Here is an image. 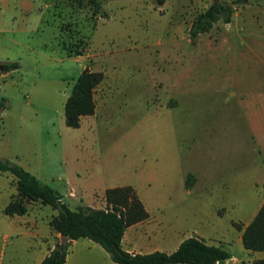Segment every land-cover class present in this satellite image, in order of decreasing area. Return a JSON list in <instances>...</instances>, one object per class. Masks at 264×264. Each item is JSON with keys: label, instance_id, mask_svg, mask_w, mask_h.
Here are the masks:
<instances>
[{"label": "rangeland", "instance_id": "rangeland-1", "mask_svg": "<svg viewBox=\"0 0 264 264\" xmlns=\"http://www.w3.org/2000/svg\"><path fill=\"white\" fill-rule=\"evenodd\" d=\"M215 1L231 22L192 40L213 0H0V58L20 65L0 90V156L27 160L66 202L70 187L131 185L158 233L202 237L232 254L221 264H252L262 257L239 230L264 196V152L244 113L264 101V0ZM85 68L102 73L96 113L71 128L64 104ZM15 191L0 171V264L24 262L15 227L43 230L57 213L34 201L6 216Z\"/></svg>", "mask_w": 264, "mask_h": 264}, {"label": "trees", "instance_id": "trees-1", "mask_svg": "<svg viewBox=\"0 0 264 264\" xmlns=\"http://www.w3.org/2000/svg\"><path fill=\"white\" fill-rule=\"evenodd\" d=\"M98 6V3L95 4ZM232 7L213 2L193 19L189 32L191 39L209 31L212 25L222 20L229 23ZM67 51V47H63ZM19 68L18 62H0V75ZM102 80V73L85 68L79 74L64 104L65 123L78 128L82 116L95 111L94 88ZM2 106V103L0 104ZM0 171L14 176L16 193L12 194L3 212L7 215H23L32 202L50 206L57 213L48 219L50 229L68 241L60 240L40 264H64L73 240L89 238L99 244L117 264H215L230 258V253L221 245L206 243L196 236L185 238L172 252L153 251L130 253L121 246L125 229L149 217V213L130 185L116 186L105 191L106 207L78 206L71 208L61 201V195L51 186L42 183L35 175L17 163L0 157ZM243 247L251 252H264V202L241 234ZM252 264H264V257Z\"/></svg>", "mask_w": 264, "mask_h": 264}, {"label": "crops", "instance_id": "crops-1", "mask_svg": "<svg viewBox=\"0 0 264 264\" xmlns=\"http://www.w3.org/2000/svg\"><path fill=\"white\" fill-rule=\"evenodd\" d=\"M232 17L233 16H231V20H232ZM62 50H63L62 53L65 56H67V53L64 51V49ZM5 61L17 62L13 58H9L8 60H3L0 58V62H5ZM19 72H20V65H19V68L17 69L2 73L0 75V82L3 84H0V90L1 88L5 87V85L12 84V82L17 80V79H14L13 77H15L14 74L19 73ZM217 84H219V82ZM235 85L237 86V88H250L249 83L238 82ZM95 90H96V87L94 88V91H93L94 100H95V96H94ZM262 102L263 103L260 106L261 110H257L256 105L254 104V101H252L253 104L249 102L248 103L249 104L248 113H244V118L249 127V131L251 132V138L253 139L254 143L257 145L259 152H264V101ZM94 113H96V106H95ZM94 113L92 115L82 116L80 120V125L83 122L85 117L93 116ZM0 157L3 159H6V157L4 156H0ZM17 163L38 178L37 173L31 168V164H29L27 160L26 161L19 160ZM200 177H201V180L203 179V177L199 175L197 178V182L200 180ZM121 186H126V185H121ZM113 187H116V186H113ZM108 188H112V187H108ZM108 188L104 189L103 192L101 191L100 193H98L95 189L80 190L79 188L70 187L69 189H67V202L65 201L64 194L60 193L56 189L55 190L61 195L62 197L61 201L65 202L69 207L71 203H77L75 208H77L78 206H82V205L90 206L93 208H103L101 206H96V204L101 203V202L106 203L105 191ZM263 202H264V196L259 200L258 204L256 205V208L252 214V218L255 216V214L257 213V211L259 210ZM31 204L32 203H30L29 205V209H32L33 205ZM4 207L2 209H4ZM27 213L23 215H13V216L23 217ZM5 215L12 217L7 214ZM249 222H246L245 224H241V229L239 230L240 238H241V234H242L244 227ZM46 224H47V228L43 230L39 229L38 223L31 224L29 226L21 222L18 225V227H15V231L17 232L16 236H19L22 249L25 250L26 252V255L22 257L24 259V262L22 264H40L42 260L49 254V252L56 246V244L60 240V235L58 233L53 232L50 229L48 225V220L46 221ZM151 224H152V220L149 214V217L147 219L128 226L125 229V232L123 234V238L121 241L122 248L130 253H150L156 250L172 252L185 239V237H181V238H178L177 240H172L171 236L165 237V235H162L161 233L157 232L156 227H151L150 226ZM11 230H14V229L12 228ZM198 238L201 239L202 237H198ZM9 239H10V235L5 234V236L3 237V240L9 241ZM202 239L204 240V238ZM168 245H170L171 247L170 249L165 248ZM245 252L264 257L263 252H251L248 250H245ZM230 255H231L230 258H228L225 262H228L230 259H232L233 256L231 253ZM17 256L18 254L15 253L12 255V258L13 259L16 258L15 259L16 261H20V259L17 258ZM64 264H117V263H115L110 258L109 254L99 244L95 243L89 238H79L71 242Z\"/></svg>", "mask_w": 264, "mask_h": 264}, {"label": "water", "instance_id": "water-1", "mask_svg": "<svg viewBox=\"0 0 264 264\" xmlns=\"http://www.w3.org/2000/svg\"><path fill=\"white\" fill-rule=\"evenodd\" d=\"M68 241L67 237L61 236L60 237V244H63L64 242Z\"/></svg>", "mask_w": 264, "mask_h": 264}, {"label": "built area", "instance_id": "built-area-1", "mask_svg": "<svg viewBox=\"0 0 264 264\" xmlns=\"http://www.w3.org/2000/svg\"><path fill=\"white\" fill-rule=\"evenodd\" d=\"M226 261V260H225ZM215 264H221L219 261H216Z\"/></svg>", "mask_w": 264, "mask_h": 264}]
</instances>
